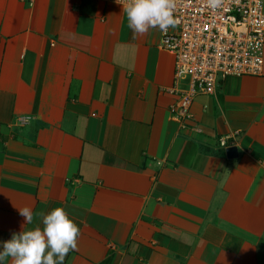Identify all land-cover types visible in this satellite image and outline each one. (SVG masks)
<instances>
[{"label":"crops","instance_id":"1","mask_svg":"<svg viewBox=\"0 0 264 264\" xmlns=\"http://www.w3.org/2000/svg\"><path fill=\"white\" fill-rule=\"evenodd\" d=\"M161 21L0 0V264H264V69L179 122Z\"/></svg>","mask_w":264,"mask_h":264},{"label":"built area","instance_id":"2","mask_svg":"<svg viewBox=\"0 0 264 264\" xmlns=\"http://www.w3.org/2000/svg\"><path fill=\"white\" fill-rule=\"evenodd\" d=\"M100 1L161 15L159 48L175 58L171 112L179 122L193 117L197 95H215L227 77L263 74L264 0ZM237 134L222 137L220 146L232 147Z\"/></svg>","mask_w":264,"mask_h":264},{"label":"water","instance_id":"3","mask_svg":"<svg viewBox=\"0 0 264 264\" xmlns=\"http://www.w3.org/2000/svg\"><path fill=\"white\" fill-rule=\"evenodd\" d=\"M226 154L229 159L237 158L238 156L237 149L235 147L228 148L226 150Z\"/></svg>","mask_w":264,"mask_h":264}]
</instances>
